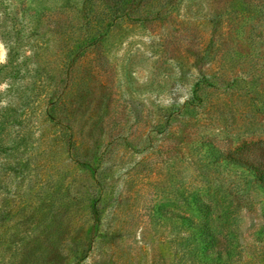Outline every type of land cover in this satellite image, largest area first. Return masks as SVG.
<instances>
[{
	"label": "rangeland",
	"instance_id": "obj_1",
	"mask_svg": "<svg viewBox=\"0 0 264 264\" xmlns=\"http://www.w3.org/2000/svg\"><path fill=\"white\" fill-rule=\"evenodd\" d=\"M228 154L264 169V0H0V264H201L202 220L264 264Z\"/></svg>",
	"mask_w": 264,
	"mask_h": 264
},
{
	"label": "trees",
	"instance_id": "obj_2",
	"mask_svg": "<svg viewBox=\"0 0 264 264\" xmlns=\"http://www.w3.org/2000/svg\"><path fill=\"white\" fill-rule=\"evenodd\" d=\"M125 12L126 11L115 12L111 14V18H113L114 20L117 17H121L126 14ZM102 35H104V32L102 34L95 29L87 31V36L83 47L87 49L90 45L96 43ZM232 80L234 81L235 79ZM200 87H202L201 82H198L197 88L199 89ZM229 158L233 159L241 166L247 165L248 169L252 171L253 177H255L257 184L260 185L261 182H264V169L260 168L257 163L249 162L244 158L234 157L228 154V160ZM260 187L264 189V184H262ZM197 205L198 211H200L203 216H206L208 212L213 213L214 215H216V217H223L224 215L222 209L213 207V209L215 208L213 211L211 205L208 203L199 202V204ZM248 206V208H254V202L251 199L248 203ZM234 212L232 210L230 211V214L232 213L231 216H234ZM184 220L188 219L185 217ZM206 223L207 222L203 220L193 222L194 231L191 235H193V240L196 242L197 250L204 248L202 251L196 252L198 261L201 262V264H229L230 261L236 260V258L241 259L242 247H240V249H237V246H235L236 244L234 242L235 237L238 236L235 227L226 230L223 229V227H219V224H217V228L215 227V231H208ZM260 233L264 234L259 230L256 231L254 235L255 240L259 238L261 239ZM256 235H258V237ZM255 249H257V246L255 247Z\"/></svg>",
	"mask_w": 264,
	"mask_h": 264
}]
</instances>
